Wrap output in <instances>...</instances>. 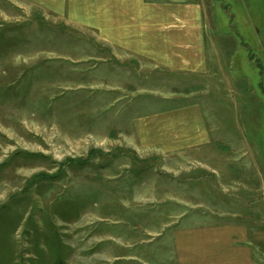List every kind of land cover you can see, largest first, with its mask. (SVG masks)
<instances>
[{
  "label": "rangeland",
  "instance_id": "1",
  "mask_svg": "<svg viewBox=\"0 0 264 264\" xmlns=\"http://www.w3.org/2000/svg\"><path fill=\"white\" fill-rule=\"evenodd\" d=\"M195 1L179 70L0 0V264H182L231 222L264 264V0Z\"/></svg>",
  "mask_w": 264,
  "mask_h": 264
},
{
  "label": "crops",
  "instance_id": "2",
  "mask_svg": "<svg viewBox=\"0 0 264 264\" xmlns=\"http://www.w3.org/2000/svg\"><path fill=\"white\" fill-rule=\"evenodd\" d=\"M27 2L70 24L100 27L103 40L121 46L124 51L132 52L134 56L158 58L162 64L179 70L190 68V65L196 69L204 62V53L192 51L193 54H188L186 51L190 42L204 43L202 33L199 34V31L197 34L189 33L190 29L196 28L195 26L199 24L201 26L198 1L27 0ZM190 7L192 12L189 16ZM162 22L169 24V27L163 29ZM197 235L194 240L182 236L180 248L182 264H260L256 259V246L252 243L254 239H251L246 224L231 222L216 226V229H211L205 235Z\"/></svg>",
  "mask_w": 264,
  "mask_h": 264
}]
</instances>
